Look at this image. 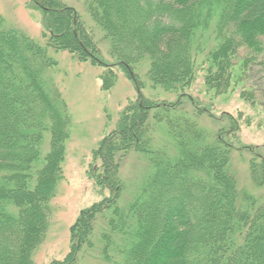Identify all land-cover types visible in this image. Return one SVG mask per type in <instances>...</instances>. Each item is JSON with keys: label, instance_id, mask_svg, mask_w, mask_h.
I'll use <instances>...</instances> for the list:
<instances>
[{"label": "trees", "instance_id": "trees-1", "mask_svg": "<svg viewBox=\"0 0 264 264\" xmlns=\"http://www.w3.org/2000/svg\"><path fill=\"white\" fill-rule=\"evenodd\" d=\"M29 1L43 12L45 44L5 27L0 15V264H35L51 200L64 178L71 118L59 87L46 75L53 61L48 48L104 65L105 89L115 84L113 67L121 65L140 92L94 151L100 166L92 164L89 176L111 195L81 211L69 252L51 264H81L97 248L95 222L109 208L95 264H264V204L239 192L227 141L237 121L226 113L230 126L209 136L182 107L200 70L208 89L233 91L249 81L242 95L255 101L258 92L264 102V0H86L110 39L116 59L111 64L75 7ZM143 60L152 84L178 93L177 101L144 96L136 71ZM155 107L161 109L153 116L165 121L175 151L150 142ZM46 132L49 151L43 155ZM130 151L147 155L153 171L121 208L119 168ZM249 174L253 183L264 184V156L250 160Z\"/></svg>", "mask_w": 264, "mask_h": 264}, {"label": "rangeland", "instance_id": "rangeland-1", "mask_svg": "<svg viewBox=\"0 0 264 264\" xmlns=\"http://www.w3.org/2000/svg\"><path fill=\"white\" fill-rule=\"evenodd\" d=\"M61 1L76 8L82 22L96 40L102 58L109 64L114 63L116 59L111 53L110 39L93 19L86 0ZM0 15L5 27L16 28L41 44L46 43L43 36V12L31 5L29 0H0ZM47 52L53 61L46 70V75L59 87L67 103L71 125L63 163L64 178L59 182L56 195L51 200L49 227L46 237L33 255L35 264H51L54 260L63 259L70 250L71 228L81 211L111 195L110 189L101 188L89 176L92 164L100 166V161L94 159V151L103 137L117 127L124 108L131 101H136L140 94L135 81L121 65L113 67L117 74L116 82L111 88L105 89L101 78L106 70L104 65L94 64L90 60L79 61L66 50L48 48ZM241 54L243 56V52ZM148 68L144 60L136 66L143 83L144 96L158 102L177 101L180 98L178 93L152 84ZM253 75L251 78L255 80ZM244 86L249 88L251 84L247 81L240 83L233 91L216 93L207 88L204 71L200 70L194 84L185 90L187 96L182 97V107L209 136L214 135L219 128L230 126L232 120L226 113L235 118L238 129L228 135L227 141L233 146L231 162L238 190L250 196L257 204H264V184L253 183L249 174L250 160L256 156H264V102H261L263 97L258 92H254L255 101L244 97ZM201 107L205 109L201 110ZM159 109L161 107L152 109L149 119L153 125L150 142L156 148L165 146L169 152L171 149L175 151V143L168 133L165 121L153 116ZM41 148L43 155L49 151L48 132ZM146 156L138 151H130L122 158L119 174L124 187L118 201L119 207L127 208L130 205L153 171ZM111 210L112 208L106 209L98 215L92 238L97 248L87 253L81 264H95L93 257L95 253H99L101 235L107 229Z\"/></svg>", "mask_w": 264, "mask_h": 264}]
</instances>
